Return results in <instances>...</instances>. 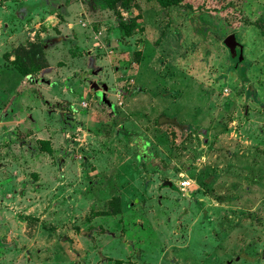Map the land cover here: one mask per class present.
<instances>
[{
	"label": "rangeland",
	"instance_id": "rangeland-1",
	"mask_svg": "<svg viewBox=\"0 0 264 264\" xmlns=\"http://www.w3.org/2000/svg\"><path fill=\"white\" fill-rule=\"evenodd\" d=\"M164 1L0 0V264H264V0Z\"/></svg>",
	"mask_w": 264,
	"mask_h": 264
},
{
	"label": "trees",
	"instance_id": "trees-1",
	"mask_svg": "<svg viewBox=\"0 0 264 264\" xmlns=\"http://www.w3.org/2000/svg\"><path fill=\"white\" fill-rule=\"evenodd\" d=\"M106 3V5L115 11L117 18H121V9H128L131 7L132 0H100ZM164 5H181V7L186 8L191 11V6L186 3H181V1H164ZM126 27V24L123 25ZM17 54L14 60V67L24 76H30L35 70H42L48 66V62L44 55V49L42 45L30 43L27 46H20L16 49ZM160 120H156L158 126L165 124H159Z\"/></svg>",
	"mask_w": 264,
	"mask_h": 264
},
{
	"label": "water",
	"instance_id": "water-1",
	"mask_svg": "<svg viewBox=\"0 0 264 264\" xmlns=\"http://www.w3.org/2000/svg\"><path fill=\"white\" fill-rule=\"evenodd\" d=\"M225 44L230 50V53L233 58H239L240 61L244 59L242 46L240 42L238 41L237 36L235 34H232L229 37H227L225 40ZM173 185L174 184L171 181H166L163 184V186H166V187H173Z\"/></svg>",
	"mask_w": 264,
	"mask_h": 264
},
{
	"label": "built area",
	"instance_id": "built-area-1",
	"mask_svg": "<svg viewBox=\"0 0 264 264\" xmlns=\"http://www.w3.org/2000/svg\"><path fill=\"white\" fill-rule=\"evenodd\" d=\"M189 185H190V183H188V182H183V187H184V188L188 187Z\"/></svg>",
	"mask_w": 264,
	"mask_h": 264
}]
</instances>
